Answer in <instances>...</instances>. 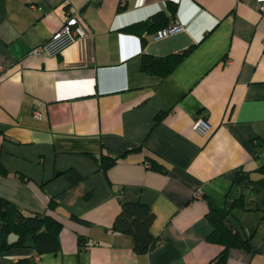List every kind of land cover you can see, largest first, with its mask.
I'll use <instances>...</instances> for the list:
<instances>
[{"label":"crops","instance_id":"1","mask_svg":"<svg viewBox=\"0 0 264 264\" xmlns=\"http://www.w3.org/2000/svg\"><path fill=\"white\" fill-rule=\"evenodd\" d=\"M262 4L0 0V149L8 171L0 173V195L63 222L60 249L36 255L38 264H207L223 248L207 239L210 203L230 206L239 169L253 183L229 220L250 247L231 248L227 264H264ZM78 9L91 35L60 54L31 53ZM159 13L185 29L158 37L157 23L140 32ZM186 49L165 77L143 68L144 54ZM198 117L205 132L194 128ZM104 154L115 159L107 169ZM124 200L147 202L156 213L158 243L147 253L112 229ZM30 244L0 252V264L34 254Z\"/></svg>","mask_w":264,"mask_h":264},{"label":"trees","instance_id":"2","mask_svg":"<svg viewBox=\"0 0 264 264\" xmlns=\"http://www.w3.org/2000/svg\"><path fill=\"white\" fill-rule=\"evenodd\" d=\"M169 8L171 15L175 16L177 4L170 3ZM171 20L166 14L159 13L138 26L140 32H144L157 23H159L158 27L160 29ZM188 51L189 49H186L183 52L162 57L144 54L143 68L149 73L165 77L180 63ZM106 154L100 159L103 169H107L115 162V159L108 157ZM155 168L166 172V169L161 165H156ZM66 172L73 180L82 178V175L75 169H69ZM0 173H8L2 162L1 149ZM252 183L251 172L239 169L228 192V197L232 201L230 206H218L210 203L207 217L213 225V230L207 239L223 245V248L207 264H227L231 248L250 247L249 236L236 229L231 224L229 217L233 215L234 208L242 206L245 196L251 191ZM49 205L51 208L55 207L56 199H53ZM72 217L83 220L76 215ZM155 219L156 213L149 203L141 200H124L121 202V208L115 216L112 229L131 235L134 239V250L137 253H147L158 243L157 237L152 232ZM62 227L63 222L52 214L27 212L14 201L0 195V252L14 247H24L30 240V245L34 249V254L21 256L12 264H38L36 255L58 251L61 247L60 232ZM80 241L83 242L82 237H80Z\"/></svg>","mask_w":264,"mask_h":264},{"label":"built area","instance_id":"3","mask_svg":"<svg viewBox=\"0 0 264 264\" xmlns=\"http://www.w3.org/2000/svg\"><path fill=\"white\" fill-rule=\"evenodd\" d=\"M260 9L262 11L264 10V4L260 6ZM184 29L185 26L183 23L177 19H172L166 26L158 29L157 35L158 37H165ZM88 35H91V33L83 26L82 11L78 9L71 12L62 26L55 33H53L49 39L34 47L31 50V53L40 55L43 51H45L49 54H60L67 46ZM3 69L4 67L0 64V74ZM35 115H40L38 110L35 111ZM194 128L198 131L205 132L208 128V123L203 117H198L194 122ZM146 165L151 166L150 161H146ZM196 195L200 196L201 191L198 190Z\"/></svg>","mask_w":264,"mask_h":264}]
</instances>
